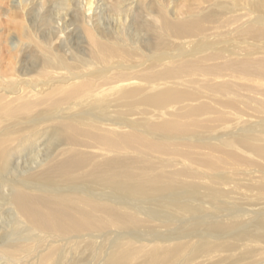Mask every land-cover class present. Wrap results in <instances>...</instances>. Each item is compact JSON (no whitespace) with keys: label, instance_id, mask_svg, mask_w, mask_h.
<instances>
[{"label":"rangeland","instance_id":"rangeland-1","mask_svg":"<svg viewBox=\"0 0 264 264\" xmlns=\"http://www.w3.org/2000/svg\"><path fill=\"white\" fill-rule=\"evenodd\" d=\"M90 5L91 11L88 10ZM248 5L251 8L253 0H0V171L3 174L9 168L11 177L16 180L30 179L51 184L47 181L48 176L35 174L53 170L64 159L72 161L76 152L84 151L91 156L89 172L85 177L77 175L79 181L88 187L96 182L98 176L97 171L93 176L92 170L96 167L105 170V160L116 158L120 163L118 167H110L106 171L111 178L116 176L118 180L133 183L143 177L140 173L173 177L178 186L179 202L190 205L198 213H206L216 204L212 197L200 199L203 189L219 187L230 192L228 196L221 197L225 214L239 212L237 215L240 216L232 229L226 230L225 227V235L211 234L210 238L208 234L192 230L184 221H176L166 228L142 222L139 226H127L122 230L117 226V219L112 221L109 213L88 210L86 205L80 204L81 209L73 220L62 217L56 228L40 230L36 222L31 223L11 204L10 192H4V188L10 189L11 185L7 182L8 177L0 172V264H159L142 257L152 258L153 255L145 247L153 243L152 246L159 248H175L173 242H166L167 238L179 237L183 241L184 235L179 234L182 231L189 235V244L184 245L183 255H190L194 245L198 244L217 250L235 247V250L221 253L229 257L222 264H233L232 260L238 256L247 258L244 264H264V224H259L258 219L250 220L254 214L264 218V189H261L264 184V155L256 150L264 147V143L253 144L244 140L240 143L242 148L235 151L229 146L210 144L212 139L249 129L256 125L254 122H264V42H256V46H252L257 38L240 37L233 31L240 25L234 24V17L242 16L243 21H249ZM148 9L152 15L148 14ZM160 9L167 17L183 22L201 16L203 22L194 33L195 38L189 36L175 40L164 35L159 40L173 41L172 49L165 56L179 49L191 51L199 46L213 56L216 54L208 59L211 61L206 63V73L212 75L207 77L212 84L225 82L228 85L226 92L216 90L221 100L211 101L201 94L194 99L195 89L203 94L207 92L203 88L207 85L202 83V77L194 76L191 82L196 84H186L190 99L194 101L182 97L157 104L144 103L137 98L132 100L133 106L120 104L121 118L128 120L131 118L128 114L147 113L143 125L152 127L164 138L144 137L128 141L126 147H118L121 141L116 136H110L111 143L104 142L103 145L94 139L79 137L78 141L94 142L98 148L64 145L59 151L57 145L63 144L57 134L59 124L52 126L49 116L73 103L72 98L65 97L80 82L73 81L70 74H66L68 71H62L61 64L53 62L56 55L75 67V73L87 79V85L95 87L106 78L94 77V71L97 73L103 67L95 52L98 51V55L102 53L99 57L107 56L97 50L98 44L114 45L120 38L126 44L127 40L136 41L132 48L138 47L140 40L149 38L142 31L146 24L161 30L156 18ZM216 20L220 21L215 23ZM219 23L222 27L218 28ZM258 38L264 39V35ZM61 41L65 44L61 45ZM131 59L133 65H138L136 60L139 59ZM232 60L249 64H233L235 67L226 71L211 70ZM48 64L52 66L49 68ZM154 67L150 70L152 73L162 70V66ZM208 88L210 90L211 86ZM73 91L75 89L71 93ZM177 91L183 93L186 90L183 87ZM229 97L234 98L227 102ZM204 102L207 103L202 107ZM13 109L15 111H11ZM159 109L170 115L162 121L150 120L149 116ZM164 121L168 122L166 129L153 127ZM70 124L80 126L74 122ZM122 132L127 133L125 128ZM132 135L139 136L133 131L128 132V136ZM106 148L109 151L103 150ZM93 153L99 158L92 159ZM48 159L53 160L46 163ZM124 174L130 177H124ZM58 183L74 185L75 182L73 178H64ZM86 194L93 198L108 194L109 201L115 202L108 187L95 196L94 191H86ZM149 201L148 214L158 210L163 217L164 210H168L161 206L164 201L158 198ZM131 202L132 207L138 208V200ZM114 211L117 209L113 207L112 213ZM113 216L118 218L116 214ZM115 221L116 225H113ZM158 241L166 242V245L161 247ZM11 243L15 247H10ZM131 248L140 250L135 254Z\"/></svg>","mask_w":264,"mask_h":264},{"label":"bare ground","instance_id":"bare-ground-1","mask_svg":"<svg viewBox=\"0 0 264 264\" xmlns=\"http://www.w3.org/2000/svg\"><path fill=\"white\" fill-rule=\"evenodd\" d=\"M243 1L244 0H241V2ZM263 9L264 0H253L252 7L249 8L248 5L249 21H243L242 16H236L233 18L234 24H240L235 26L233 30L235 35L237 33V36L240 37L251 36L257 38L251 43L252 46H256V42H264L263 38H258L264 35ZM88 10H92L91 5ZM148 12L149 15L153 14L151 9H148ZM209 17L211 16L209 15ZM156 18L161 30H157L150 24H146L142 31H145L149 38L145 41L140 40L138 47H134L135 49L132 47L136 41L132 43L127 40L126 44V42L120 38L118 39V43H115L114 45L110 44L109 46L108 43L104 42L98 44L97 50L100 49L101 52L107 54V56L104 57L102 55L103 57H99L102 53L98 55V51L97 53L95 52L97 61L102 62L103 67H101L100 71H97V73L94 71V77L96 78L100 76L103 78L106 76V78L95 87H91L90 84L87 85V79L77 75L75 73V67L69 66V64L64 61L63 57L57 55L55 57L54 55L55 60H53V62L55 61L61 64L60 67H62V71H68L66 74H70V78H72L73 81L80 82L78 85L72 87L73 89L71 90L75 89V91L71 93L70 90L65 97V99L72 98L73 103L68 104L65 107L63 106L64 108H60L49 116L52 126H55V124L57 126L59 124L56 127L57 134L59 135V140L61 139L63 141V144L59 143L57 145L59 151H61V148L64 147V145L71 147L98 148V144L94 142L89 143L78 141L79 137L85 139L87 137L89 140L94 139L100 145H103L104 142L111 143L110 136H116L121 141L118 147H126L128 141L144 137H154L155 140L164 138L160 132L152 127L143 125L145 123L144 118L148 116L147 113L139 112L134 115L128 114L127 116L131 117L128 120L121 118L123 114L119 111V109L122 108L120 104L125 103L128 104L127 106H133L132 100L137 98L144 103L153 102L157 104L169 103L174 99L182 97L186 98L187 101H194L199 94L209 97V100L211 101H215L218 98L221 100V97H219L220 94L217 93L216 90L221 89L226 92L228 90V85L225 84V82L212 84L213 82L207 78L212 77V75L209 76L206 73L208 67L206 63L211 61L208 59H212L216 54L213 56V53H207L204 47L199 46L196 49H191V51L176 49L177 51H175V53L165 56L166 52L172 49L173 41H171L172 39L169 41L159 40L164 35H168L175 40H182L189 36L195 38L194 33L199 29L203 22L201 16H199L198 19L183 22L175 17L174 19L167 17L162 9H160L157 11ZM61 21L62 20H60V22ZM218 21L220 20H216L215 23ZM234 24H231V26ZM219 27H222V24L219 23L218 28ZM64 44L65 42L63 41L61 45ZM208 54H210L208 57L201 58V56H207ZM131 58L139 59L136 60L138 61V65H133ZM236 61L237 60H232L231 62H228V64L225 63L220 65V67H212L211 70L216 69L218 71H226L229 68L235 67L233 64H249V62L246 61ZM51 66H49V68ZM154 66H162V70H159L160 72L155 71L152 73L150 70H152ZM155 67L154 69H156ZM157 68L159 69V67ZM194 76L202 77V83L207 85L203 88L207 92L203 94L202 91L195 89V97L194 99H190V93L187 91L188 86L186 84H196L194 81L191 82L192 77ZM186 78H189V80H186ZM208 86H211L210 90ZM183 87H185V92L181 93L177 91ZM233 98L234 97H229L226 101L229 102ZM206 103L207 102H204L202 107L206 105ZM165 110L159 109L157 113L151 114L149 119L152 121L165 120L166 117L170 115L164 112ZM11 111L15 110L13 109ZM225 113L226 112H223V114ZM72 122L77 123L80 126L71 125L70 123ZM254 123L256 125H252L253 127H250L249 129L242 131L237 130L233 135H224L221 138L212 139L210 144L216 147L229 146L233 151H235L236 148H242L240 143L244 140L253 144H263L264 122ZM38 125L41 126L42 123H39ZM167 126L168 122L164 121L162 124L153 127L159 130H164ZM123 128H125L127 133L122 132ZM130 131H133V133L138 134L139 136H128V132ZM56 142H58V137ZM70 150L67 154L70 153ZM103 150L109 151L107 148ZM256 150L264 155V147L256 148ZM73 157L72 161L70 159H64L59 163L57 168L53 170L46 169L35 174L48 176L49 180L47 181H51L53 184H41L39 182H33L30 179L25 181L16 180L11 177L10 169L6 164L5 166L8 168L6 174H3L0 171L2 176L8 177L7 182L11 185L10 189L4 188V192H10L9 199L11 204L15 206L31 223L34 224L36 222L41 227L40 230L49 229L50 227L56 228L57 223L62 217L73 220L78 213V210L81 209L80 204L86 205L88 210L91 209L104 214L105 212L109 213L112 216V221L113 219H117V226H121L122 230H126L127 226H139L142 222L159 224L161 227L166 228L176 221H184L192 230L208 234V237L211 238V234L225 235V227L227 226L226 230L232 229L233 225L240 219V216L237 215L239 212L225 214V208L222 206L221 197L228 196L230 192H225L219 187L213 189L206 187L203 189L200 199L206 200L207 197H212L215 199L216 204L211 206L208 212L198 213L190 205L181 204L179 202V197L176 194L178 186L173 182V177L164 178L165 176L162 174L153 173L150 176L146 175V173H140L143 177L137 182L133 181V183L128 180H118L116 176L111 178L106 171L110 167L113 169L114 167H118L120 163L116 158L105 160V170H100L98 167L92 170L93 176L95 171H97L98 176L96 182L91 184V187H88L85 183L79 181L78 175L80 177H85L88 174V161L91 159V156L84 151H81L80 153L76 152ZM96 158H99V156L96 153H93L92 159ZM52 160L53 159H48L46 163H49V161ZM124 177L130 176L124 174ZM64 178H73L75 182L74 185L58 183L59 180H63ZM161 181L163 182V185H159L161 184ZM105 187L110 189L111 198L116 203L109 201L108 194L98 195ZM261 189H264V184L261 186ZM86 191H94L93 196L98 195V198L90 197L86 194ZM156 198L164 201L161 203L163 209H168L164 210L163 217H160V211L158 210L152 211L148 214L149 206H151L149 200H154ZM133 199L139 201V203H137L138 208L132 207L131 201ZM127 204L129 205L128 207H126ZM113 207L116 208L117 211L112 213ZM113 214H116L118 218H114ZM258 217L259 214L252 215L250 219L251 222L258 219L259 224H264V218ZM192 220L193 222H191ZM113 225H116V221ZM172 226L174 225L172 224ZM175 227L177 226L175 225L174 228ZM186 229L187 227L184 228V230ZM182 232L179 233L178 231L179 234L184 235L183 241H181L179 237L174 239L167 238L166 242H173L176 245L175 248L164 249L152 246L153 243H150L149 246H143H146L145 249L153 252L152 258L146 255L142 257L144 259L158 261L159 264H222L225 260L229 259V257H224L221 253L235 250V247L217 250L198 244L194 245L190 255H183L185 248L184 245L189 244V235L186 232ZM124 235L127 236L126 234ZM172 237L174 236L172 235ZM124 238L126 239V237ZM131 239L135 238L132 237ZM17 240L19 241L20 239ZM158 242L161 247L166 245V242L165 244L160 241ZM2 247H6L4 243L2 244ZM10 247H15V245L11 243ZM131 250L133 251L132 253L136 254L140 249L131 248ZM246 259L247 258L243 256H238L232 260V263L244 264ZM130 264H149V262H132Z\"/></svg>","mask_w":264,"mask_h":264}]
</instances>
